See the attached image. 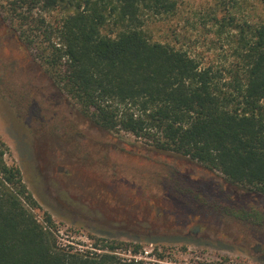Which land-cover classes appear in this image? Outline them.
Instances as JSON below:
<instances>
[{
	"label": "trees",
	"instance_id": "trees-1",
	"mask_svg": "<svg viewBox=\"0 0 264 264\" xmlns=\"http://www.w3.org/2000/svg\"><path fill=\"white\" fill-rule=\"evenodd\" d=\"M258 4L256 19L236 15L240 0H218L206 16L226 45L220 62L153 37L151 19L172 15L174 0H0V15L94 124L264 194V0ZM8 154L0 138V264H156L118 256L122 242L61 246Z\"/></svg>",
	"mask_w": 264,
	"mask_h": 264
},
{
	"label": "rangeland",
	"instance_id": "rangeland-1",
	"mask_svg": "<svg viewBox=\"0 0 264 264\" xmlns=\"http://www.w3.org/2000/svg\"><path fill=\"white\" fill-rule=\"evenodd\" d=\"M174 1L172 15L151 19L153 37L222 61L226 45L206 19L218 0ZM258 1L240 0L236 15L256 19ZM0 138L66 248L115 241L118 256L147 263L264 264L263 193L94 124L1 15Z\"/></svg>",
	"mask_w": 264,
	"mask_h": 264
},
{
	"label": "flooded vegetation",
	"instance_id": "flooded-vegetation-1",
	"mask_svg": "<svg viewBox=\"0 0 264 264\" xmlns=\"http://www.w3.org/2000/svg\"><path fill=\"white\" fill-rule=\"evenodd\" d=\"M196 231H197V226L196 227H190L188 230V232H190V233H196Z\"/></svg>",
	"mask_w": 264,
	"mask_h": 264
},
{
	"label": "built area",
	"instance_id": "built-area-1",
	"mask_svg": "<svg viewBox=\"0 0 264 264\" xmlns=\"http://www.w3.org/2000/svg\"><path fill=\"white\" fill-rule=\"evenodd\" d=\"M59 233H63L62 230H58ZM57 235V234H56ZM60 244V243H59ZM61 246H63L62 244H60Z\"/></svg>",
	"mask_w": 264,
	"mask_h": 264
}]
</instances>
